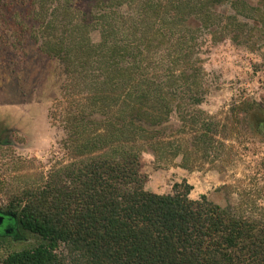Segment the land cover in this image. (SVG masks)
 I'll list each match as a JSON object with an SVG mask.
<instances>
[{"label":"trees","instance_id":"obj_1","mask_svg":"<svg viewBox=\"0 0 264 264\" xmlns=\"http://www.w3.org/2000/svg\"><path fill=\"white\" fill-rule=\"evenodd\" d=\"M24 2L41 50L80 98L65 122L71 162L9 201L35 244L2 264H264V221L192 199L186 181L149 192L142 174L145 148L194 170L224 147L220 126L197 110L209 93L201 55L207 36L257 47L258 9L247 0ZM245 104L234 117L251 125Z\"/></svg>","mask_w":264,"mask_h":264},{"label":"rangeland","instance_id":"obj_2","mask_svg":"<svg viewBox=\"0 0 264 264\" xmlns=\"http://www.w3.org/2000/svg\"><path fill=\"white\" fill-rule=\"evenodd\" d=\"M247 1L263 18L253 37L257 47L229 38L214 44L207 36L201 55L209 93L197 110L220 126L216 140L224 147L194 170L181 168V158H155L145 148L142 174L149 192L172 194L175 184L186 181L192 199L207 196L264 221V0ZM32 12L24 0H0V202L5 204L26 188L44 186L51 170L71 162L65 122L80 97L63 87L57 63L41 50ZM93 39L98 41V34ZM245 103L254 107L251 125L234 117V108Z\"/></svg>","mask_w":264,"mask_h":264},{"label":"flooded vegetation","instance_id":"obj_3","mask_svg":"<svg viewBox=\"0 0 264 264\" xmlns=\"http://www.w3.org/2000/svg\"><path fill=\"white\" fill-rule=\"evenodd\" d=\"M0 136V145L2 144ZM20 210L0 202V264L22 244L35 242L34 236L24 231L20 219ZM28 247H31L29 245ZM26 249V248H25Z\"/></svg>","mask_w":264,"mask_h":264}]
</instances>
